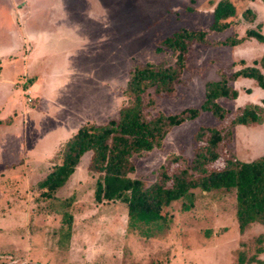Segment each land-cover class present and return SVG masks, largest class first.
<instances>
[{
  "label": "rangeland",
  "instance_id": "rangeland-1",
  "mask_svg": "<svg viewBox=\"0 0 264 264\" xmlns=\"http://www.w3.org/2000/svg\"><path fill=\"white\" fill-rule=\"evenodd\" d=\"M220 1L0 0V264H239L241 253L245 264H258L248 260L258 237L264 246V224L240 232L235 191H198L190 211L172 204L169 227L146 238L129 228L124 204L94 202L97 175L88 152L56 195L75 197L72 235L63 241L62 214L51 211L55 200L37 186L82 126L118 118L130 101L126 90L136 66L175 65L176 54L162 41L182 28L205 31L206 42L189 46L172 94L148 89L145 116L200 108L209 81L227 79L238 97L218 100L227 111L223 120L201 112L174 127L161 147L133 157L132 177L150 186L162 166L181 167L174 159H192L201 127L227 135L223 157L211 167H223L231 156L244 162L264 156V120L232 124L244 107H264V88L255 80L232 79L247 66L264 75V42L246 37L250 29L264 36V0H229L236 13L216 32L211 25ZM249 9L253 21L244 17ZM228 38L243 40L222 45ZM258 258L264 264V253Z\"/></svg>",
  "mask_w": 264,
  "mask_h": 264
},
{
  "label": "trees",
  "instance_id": "trees-1",
  "mask_svg": "<svg viewBox=\"0 0 264 264\" xmlns=\"http://www.w3.org/2000/svg\"><path fill=\"white\" fill-rule=\"evenodd\" d=\"M211 30L221 32L229 27L227 19L236 13L229 0H221L214 9ZM250 16V17H248ZM247 20L253 21L252 10L244 13ZM249 18V19H248ZM247 38L264 42V36L250 29ZM243 39L228 38L221 42L224 46H236ZM193 42H206L205 31L180 29L162 41V46L176 54L173 66L145 64L136 66L131 72L127 86L130 101L119 113L118 118L104 125L86 124L82 126L62 147L59 163L38 183L41 196L55 200L51 211L61 213L66 229H61L60 240H70L73 215L71 210L75 197L64 199L56 195L75 173L82 156L92 153L90 171L97 175L93 190L95 203L119 202L125 205L128 226L140 235L151 238L169 227L171 216L167 210L176 202H181L183 211H190L196 200V192L232 190L236 194V218L241 233L255 223L264 224V156L244 162L231 156L221 168L211 167L223 157L222 142L226 136L221 129L201 127L195 139L199 143L192 159L176 157L181 167L169 172L162 166L157 179L150 186L143 180L132 177L135 172L133 157L141 156L161 147L169 132L176 126L196 119L201 112H210L223 120L227 111L218 100L236 99L238 92L229 85L227 79L209 81L205 87V100L200 108H188L176 114L158 113L148 118L144 114V97L148 89L157 94H172L185 66L189 46ZM264 67V59H263ZM239 77L253 79L264 88V75L257 67H244L235 72L232 79ZM264 104V102H263ZM264 120V107L248 105L232 121L233 125H250ZM230 135V132H228ZM259 247L248 260L262 264L258 258L264 253L263 237L257 238ZM246 255H239V264H245Z\"/></svg>",
  "mask_w": 264,
  "mask_h": 264
}]
</instances>
